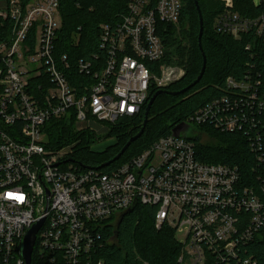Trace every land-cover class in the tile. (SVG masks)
Instances as JSON below:
<instances>
[{"label": "built area", "instance_id": "1", "mask_svg": "<svg viewBox=\"0 0 264 264\" xmlns=\"http://www.w3.org/2000/svg\"><path fill=\"white\" fill-rule=\"evenodd\" d=\"M221 1L226 10L215 20L217 33L236 40L263 35V17H242L233 0ZM59 9L60 0L0 3V264H25L23 241L42 220L34 248L41 259L102 264L94 258L101 229L138 204L155 208L157 230L175 231L180 264H258L243 252L264 235L262 81L228 77L226 93L183 123L195 128L193 137L172 132L110 172L87 167L72 158L81 141L50 149L45 127L73 117L77 132L107 135L121 120L138 117L154 89L181 81L186 71L168 63L161 31L179 24L184 2L127 0L120 22L100 26L102 56L94 60L103 65L78 63L94 82L78 86L65 74L67 57L55 58ZM203 126L247 138L253 179L238 166L197 159L194 139Z\"/></svg>", "mask_w": 264, "mask_h": 264}, {"label": "trees", "instance_id": "2", "mask_svg": "<svg viewBox=\"0 0 264 264\" xmlns=\"http://www.w3.org/2000/svg\"><path fill=\"white\" fill-rule=\"evenodd\" d=\"M9 0H0L7 2ZM24 5L31 0H21ZM184 10L178 25L168 26L161 31L169 63L184 67L185 77L173 83L166 92H180L189 87L199 77L206 57V71L199 84L187 92L173 96L163 93L155 101L149 114V121L140 139L129 147L120 160L109 167H102L114 159L129 139L137 135L144 126L146 105L141 114L132 119H124L111 128L106 139L115 143L104 152H91V145L102 142L91 131L77 132L74 118L51 121L45 127L47 147L60 149L77 140L72 158L77 162L103 172H110L129 159L141 154L159 138L167 136L183 124L201 107L226 93L225 83L233 76L242 80L247 74L259 78L264 85V31L261 37L249 33L240 40L219 34L214 29L215 20L224 12L222 1L198 0L204 21L202 49L199 46L200 19L194 0H183ZM234 11L245 18H264V0L255 5L254 0H233ZM61 28L55 41L57 61L67 57L70 65L65 74L74 86L89 85L93 78L81 74L78 63L81 59L93 61L97 68L103 65L95 62L99 54V39L102 24L120 22L127 14V0H60ZM251 46V48H249ZM61 70L62 67H60ZM159 90L154 89L150 98ZM160 92V91H159ZM149 98V99H150ZM168 98V99H166ZM149 101V100H148ZM264 129V112L260 116ZM199 133L209 137L204 143L196 137L197 159L212 164L238 166L245 176L254 177L256 160L249 150L247 138L239 132L222 133L213 127H199ZM257 167V166H256ZM253 179V178H252ZM155 208L136 205L130 213L107 222L101 229V247L94 255L96 263L102 264H180L182 247L175 237V231L168 226L157 230ZM245 256H255L258 264H264V235L248 246ZM32 264H50L41 259L34 249Z\"/></svg>", "mask_w": 264, "mask_h": 264}, {"label": "water", "instance_id": "3", "mask_svg": "<svg viewBox=\"0 0 264 264\" xmlns=\"http://www.w3.org/2000/svg\"><path fill=\"white\" fill-rule=\"evenodd\" d=\"M195 1V5L196 8L198 10L199 13V19H200V33H199V46L202 49V37H203V32H204V21H203V16L201 14L200 11V7H199V3L198 0H194ZM206 57L204 55V65L202 66V70L201 73L199 75V77L196 79V81H194V83H192L189 87H187L186 89L180 91V92H174V94L172 92H166L164 89L160 90V92L158 91L157 93H155L148 101V104L146 106V112H145V120L143 123V127L140 130V132L131 137L129 139V141L126 143V145L122 148V150L120 151V154H118L114 159H112L111 161L107 162L106 164H104L102 167H109L110 165H112L113 163H115L116 161L120 160L121 157L123 156V154H125V152L129 149V147L133 144V142H136L138 139L141 138V136L144 133V130L147 126V123L149 121V114L151 112V109L155 103V101L157 100L158 97H160L161 94L163 93H168V94H172L173 96H178L181 95L185 92H187L189 89L193 88L194 86H196L197 84L200 83V81L202 80L205 71H206ZM187 127L184 124H181L179 126H177L174 130L173 133L176 136H179L181 132L186 131ZM72 162H74V160H70ZM130 211H127L126 213H122V215H126L128 213H130ZM44 224V220L38 222L37 224H35L26 234L25 239L23 241L22 244V257H24L25 260V264H32V256H33V252H34V248H35V244H36V239H37V234L39 233V231L41 230V228L43 227Z\"/></svg>", "mask_w": 264, "mask_h": 264}, {"label": "rangeland", "instance_id": "4", "mask_svg": "<svg viewBox=\"0 0 264 264\" xmlns=\"http://www.w3.org/2000/svg\"><path fill=\"white\" fill-rule=\"evenodd\" d=\"M217 1V0H216ZM219 1V0H218ZM221 1V0H220ZM169 63V62H168ZM169 64H171V63H169ZM173 65H176V66H179V65H177V64H173ZM172 65V66H173ZM179 67H182V66H179ZM184 68V67H183ZM166 99H168V98H166ZM84 132V131H83ZM195 132H197V131H195V128L193 127V126H191V125H189V127L187 128V130L185 131V133H186V135H188L189 136V138L190 137H193L194 136V134H195ZM97 136L99 137V141H102L101 142V144L99 145V149L98 150H101V151H99V152H104V151H106V149L110 146V145H112L114 142H116V141H114V139H111V138H109V139H106L105 137H106V135L104 134V135H102V136H99L98 134H97ZM196 137H200L199 139L202 141V142H204V143H207V142H209V137L207 136V135H205V134H203V133H196ZM43 141L45 142V144H47V138H46V134H44V136H43ZM77 141H81V140H77ZM72 144V143H71ZM71 144H69V145H71ZM80 144H81V142H80ZM79 144V145H80ZM78 145V146H79ZM68 146V145H67ZM67 146H64V147H67ZM64 147H62V148H64ZM97 147H98V145H97ZM97 149V148H96ZM98 152V153H99ZM37 248L38 247H36V250H37Z\"/></svg>", "mask_w": 264, "mask_h": 264}, {"label": "bare ground", "instance_id": "5", "mask_svg": "<svg viewBox=\"0 0 264 264\" xmlns=\"http://www.w3.org/2000/svg\"><path fill=\"white\" fill-rule=\"evenodd\" d=\"M97 149H99V146L98 147H96Z\"/></svg>", "mask_w": 264, "mask_h": 264}]
</instances>
